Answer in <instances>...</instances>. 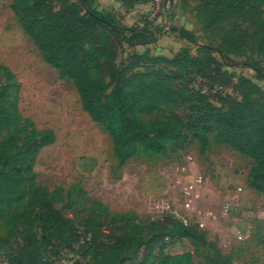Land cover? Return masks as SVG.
Masks as SVG:
<instances>
[{
    "label": "trees",
    "instance_id": "1",
    "mask_svg": "<svg viewBox=\"0 0 264 264\" xmlns=\"http://www.w3.org/2000/svg\"><path fill=\"white\" fill-rule=\"evenodd\" d=\"M200 1V14L219 36L216 52L223 59L243 54L249 41L264 44V0ZM55 3L53 9L49 0H12V10L44 62L60 77L71 80L83 110L108 132L118 167L140 149L165 154L195 143L204 154L212 138L253 160L249 184L264 192V91L253 80L241 75L235 84L236 96L216 92L211 99L193 82L200 78L213 83L219 62L208 56L193 57L183 48L173 59L177 68L173 77L185 82L178 90L171 85V77L139 70L144 54L115 63L112 31L130 47L155 42L157 31L145 24L126 27L114 13L94 7L92 0ZM179 37L194 40L184 29L179 30ZM101 60L107 81L97 75ZM245 64L258 79L264 78V67L257 61ZM2 69L6 79L0 84V212L8 211V218L0 247L6 249L8 264H59L57 259L65 251L87 254L93 250L95 255L115 256L140 243L155 247L165 235L201 239L196 223L185 225L171 214L145 222L130 213L110 212L97 203L103 214L110 215V224L118 225L108 243L100 242L98 236H107L110 224H75L57 206L56 192L36 180V156L43 146L55 141L54 132L38 130L33 121L21 116L15 95L19 83L8 69ZM168 106L173 109L159 120L147 123L141 119ZM89 221L94 223L95 218ZM145 229L154 231L146 240ZM155 264L194 263L191 253L168 255L161 246ZM209 264L232 262L217 252Z\"/></svg>",
    "mask_w": 264,
    "mask_h": 264
},
{
    "label": "rangeland",
    "instance_id": "2",
    "mask_svg": "<svg viewBox=\"0 0 264 264\" xmlns=\"http://www.w3.org/2000/svg\"><path fill=\"white\" fill-rule=\"evenodd\" d=\"M114 1L105 5L102 12L114 13L126 27L145 24L157 31L155 42L134 47L112 31L117 65L126 62L130 55L144 54L139 70L171 77V85L180 90L185 82L173 77L177 70L173 59L186 48L193 57H213L220 64L213 83L200 78L193 82L195 88L204 90L211 99L216 92L236 96L235 84L241 75L264 91V78L258 79L255 71L245 64L255 60L264 67V44L259 46L249 41L243 54L230 56L228 61L223 59L216 52L219 36L200 14V0ZM49 3L53 9L56 7L55 0ZM93 6L97 8L95 3ZM261 9L264 11V4ZM180 29L186 30L194 40L180 38ZM2 67L19 83L15 95L21 116L33 121L38 130L54 132L55 141L43 146L36 156V180L41 187L56 192L57 206L78 226L94 227L99 221L110 224V215L103 214L97 204L110 212L133 214L145 222L176 210L188 215L194 223V213L183 208V190L197 174L203 176L197 208L213 215L200 230L195 229L200 240L165 235L162 245L155 247L140 243L115 256L95 255L93 250L87 254L63 253L58 263L74 262L79 257L83 261L79 264H155L162 246L168 255L191 253L194 264H209L217 252L229 257L232 264H264V192L249 184L252 159L211 138L204 154L199 153L195 143L183 151L165 154L140 149L118 167L110 135L83 110L71 80L60 77L55 68L44 62L20 27L12 0H0V84L6 79ZM97 75L108 80L103 60ZM172 109V106L163 107L141 119L147 123L156 121ZM225 204L229 206L227 212L223 211ZM7 218L8 211H1L0 238L6 233ZM91 218H95L94 223L89 221ZM117 226L111 223L108 235L98 236V240L108 243ZM152 232L144 230L145 240ZM5 252V247H0V264Z\"/></svg>",
    "mask_w": 264,
    "mask_h": 264
},
{
    "label": "built area",
    "instance_id": "3",
    "mask_svg": "<svg viewBox=\"0 0 264 264\" xmlns=\"http://www.w3.org/2000/svg\"><path fill=\"white\" fill-rule=\"evenodd\" d=\"M202 93H206L204 90H201ZM203 183V176L201 174H197L191 183H189L183 190L184 193V202H183V208L185 211H192L194 215L192 218L196 219L194 223L198 225L199 228H202L205 224V221L212 217V212L210 211H201L197 208V201L199 199V188H201V185ZM239 191L242 190V188H238ZM229 209L228 204L223 205V211L227 212ZM171 215H174L178 217L185 225L191 223L188 215L186 214H180L176 210L170 211ZM89 238H86L88 240ZM74 249H78V245H74ZM64 253H70V251H65ZM78 261V263H77ZM82 259L77 257L74 262H69L65 264H79L82 263ZM3 264H8V261L6 258H3ZM60 264V263H59Z\"/></svg>",
    "mask_w": 264,
    "mask_h": 264
},
{
    "label": "crops",
    "instance_id": "4",
    "mask_svg": "<svg viewBox=\"0 0 264 264\" xmlns=\"http://www.w3.org/2000/svg\"><path fill=\"white\" fill-rule=\"evenodd\" d=\"M93 1V3H95V5L97 6V9L98 10H103V9H105L106 8V6L105 5H111V4H114V0H92ZM230 150V149H229ZM232 152H234V153H238V152H236V151H232ZM240 154V153H239ZM241 155V154H240Z\"/></svg>",
    "mask_w": 264,
    "mask_h": 264
}]
</instances>
